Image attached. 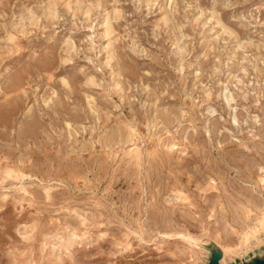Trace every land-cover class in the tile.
<instances>
[{
	"label": "rangeland",
	"instance_id": "1",
	"mask_svg": "<svg viewBox=\"0 0 264 264\" xmlns=\"http://www.w3.org/2000/svg\"><path fill=\"white\" fill-rule=\"evenodd\" d=\"M214 259H264V0H0V264Z\"/></svg>",
	"mask_w": 264,
	"mask_h": 264
},
{
	"label": "water",
	"instance_id": "2",
	"mask_svg": "<svg viewBox=\"0 0 264 264\" xmlns=\"http://www.w3.org/2000/svg\"><path fill=\"white\" fill-rule=\"evenodd\" d=\"M211 264H219V263L217 262L216 259H214V261ZM252 264H264V259L260 260V261H256V262H254Z\"/></svg>",
	"mask_w": 264,
	"mask_h": 264
},
{
	"label": "bare ground",
	"instance_id": "3",
	"mask_svg": "<svg viewBox=\"0 0 264 264\" xmlns=\"http://www.w3.org/2000/svg\"><path fill=\"white\" fill-rule=\"evenodd\" d=\"M195 242V241H194ZM195 245V244H194ZM199 247V246H198Z\"/></svg>",
	"mask_w": 264,
	"mask_h": 264
}]
</instances>
